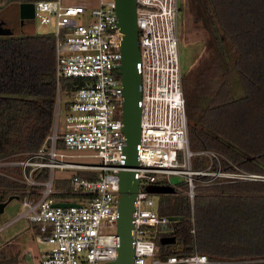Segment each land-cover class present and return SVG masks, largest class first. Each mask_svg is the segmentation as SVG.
<instances>
[{
    "label": "built area",
    "instance_id": "2783aa9c",
    "mask_svg": "<svg viewBox=\"0 0 264 264\" xmlns=\"http://www.w3.org/2000/svg\"><path fill=\"white\" fill-rule=\"evenodd\" d=\"M138 44L141 73V134L138 144L139 177L134 213L133 264H224L199 251L160 257L156 237L171 221L161 214L151 184H175L170 176L180 175L184 190L193 203L198 184L264 178L240 168L221 152L203 149L194 152L188 138V119L182 86L177 29L178 0H136ZM34 18L42 25H56V73L78 76L83 83L74 95L65 115L64 132L58 134L60 95L50 145L22 162L32 169L26 179L41 185L40 197L25 196L22 216L35 223L42 242L49 249L42 253L41 264H116L120 245L118 202L120 176L125 161L126 136L123 131V82L119 73L122 61L121 34L116 0H98L95 5L64 3L62 0H37ZM91 8L93 19L80 23L77 15ZM59 110V111H58ZM58 112V115H57ZM63 149H89L99 163L66 160L74 154ZM202 153L210 163L193 168L191 157ZM39 159H34V158ZM223 160L233 168L223 169ZM216 166V168L214 167ZM49 168L44 181L32 177L34 168ZM87 170L97 177L69 176V189L54 186L55 170ZM77 171V172H78ZM74 193L76 197L55 199L54 192ZM56 202H74L56 206ZM114 228L113 232L106 227ZM194 232V229H192Z\"/></svg>",
    "mask_w": 264,
    "mask_h": 264
},
{
    "label": "trees",
    "instance_id": "16d2710c",
    "mask_svg": "<svg viewBox=\"0 0 264 264\" xmlns=\"http://www.w3.org/2000/svg\"><path fill=\"white\" fill-rule=\"evenodd\" d=\"M35 1L0 0V11L11 3ZM186 12L183 27L204 42L195 63L182 72L190 149L219 151L240 168L264 175V0H186ZM32 23L9 22L11 29L0 33V162H5L0 165V202L12 195L40 197L41 185L26 181L32 166L22 162L50 145L58 94L60 110L64 102L67 111L83 83L78 76L58 80L56 36L37 32ZM56 146L63 149V140L57 139ZM191 162L199 169L210 159L194 153ZM231 168L223 160V169ZM48 176L47 167L32 170L37 181ZM70 184V177L54 180L57 190ZM179 185L187 188L184 180ZM75 195L52 194L57 200ZM158 210L178 217L156 237L160 257L197 250L224 264H264V178L198 186L193 210L188 195L175 185L174 192L160 194ZM166 235L175 241L163 244ZM20 254V249L0 251V264H18Z\"/></svg>",
    "mask_w": 264,
    "mask_h": 264
},
{
    "label": "water",
    "instance_id": "95a60500",
    "mask_svg": "<svg viewBox=\"0 0 264 264\" xmlns=\"http://www.w3.org/2000/svg\"><path fill=\"white\" fill-rule=\"evenodd\" d=\"M117 14L121 34L122 61L119 73L123 82V131L126 136L124 147L125 161L120 176V196L118 202V234L120 245L117 251L116 264H133L134 262V223L136 209V194L139 189V177L135 170L139 166L138 144L141 134V73L140 48L138 44L139 29L137 25L136 0H116ZM35 15L34 2L11 3L0 11L4 22L18 24L20 19H33ZM153 193H172L175 187L171 184H151L147 187ZM18 195H12L7 201L0 202V212L4 211L8 202ZM74 202H56V206H69ZM176 220L177 216H169ZM167 228V226H165ZM175 241L174 236H162L163 244ZM28 262L32 261L31 246L26 252Z\"/></svg>",
    "mask_w": 264,
    "mask_h": 264
},
{
    "label": "rangeland",
    "instance_id": "374dc122",
    "mask_svg": "<svg viewBox=\"0 0 264 264\" xmlns=\"http://www.w3.org/2000/svg\"><path fill=\"white\" fill-rule=\"evenodd\" d=\"M64 3H83L89 6L95 5L98 0H62ZM80 23H88L93 19L91 15V8L87 9L85 13H81L76 16ZM3 18V17H2ZM0 18V33L9 31L10 25L7 22L2 21ZM187 19L186 12V0H178V18H177V29H178V37H179V56H180V64L182 72L189 70V68L195 63L196 58L202 53L204 49L203 38L198 36L194 30L187 28L185 30L183 26H185ZM34 28L37 32H55L56 25L54 22L48 25H42L38 19L33 18ZM183 29V32H182ZM182 33V34H181ZM182 35L184 41L182 42ZM58 99V98H57ZM65 99L64 95L62 96V101ZM59 102L56 104L55 109V118L56 111L58 109ZM59 111V110H58ZM58 115V112H57ZM65 115L66 108L64 106V102H62L61 110L59 113L58 121H57V129L58 134L64 132L65 126ZM56 119H54L55 122ZM54 126V125H53ZM65 153H72L74 156L65 157L66 160L73 162H81V163H99L101 161L98 157H93L91 154L93 151L89 149H63ZM5 164V162H0V165ZM76 169H66V170H55L56 177H69L77 173ZM262 176V175H260ZM262 178V177H258ZM257 178V179H258ZM34 179V178H33ZM170 179L172 182L179 186L180 189H183L179 184L183 180L180 175H171ZM36 180V179H35ZM27 183L29 181L26 179ZM32 184V183H29ZM201 186V184H198ZM197 186V187H198ZM197 191V189H196ZM161 193H155V197L158 202V198ZM24 210L23 201L21 198H13L11 199L4 211L0 212V251H4L6 253L15 252L17 249L21 250L20 261L18 264H41L42 263V253L49 249V244L46 242H42L39 237V230L35 223L30 222V220L22 216V212ZM193 210V203H192ZM106 231L113 232L114 228L107 226ZM31 246V255L32 261L28 262L26 259V254L23 253Z\"/></svg>",
    "mask_w": 264,
    "mask_h": 264
},
{
    "label": "crops",
    "instance_id": "0c3cea01",
    "mask_svg": "<svg viewBox=\"0 0 264 264\" xmlns=\"http://www.w3.org/2000/svg\"><path fill=\"white\" fill-rule=\"evenodd\" d=\"M7 206V205H6ZM6 208V207H5ZM24 255L26 254V251L23 253ZM31 262V261H30Z\"/></svg>",
    "mask_w": 264,
    "mask_h": 264
},
{
    "label": "bare ground",
    "instance_id": "6f19581e",
    "mask_svg": "<svg viewBox=\"0 0 264 264\" xmlns=\"http://www.w3.org/2000/svg\"><path fill=\"white\" fill-rule=\"evenodd\" d=\"M167 229V228H166Z\"/></svg>",
    "mask_w": 264,
    "mask_h": 264
}]
</instances>
